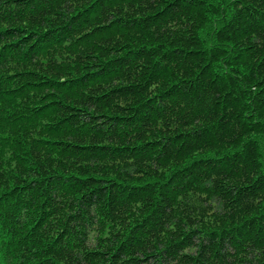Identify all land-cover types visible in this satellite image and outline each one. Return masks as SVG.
I'll use <instances>...</instances> for the list:
<instances>
[{
  "label": "trees",
  "instance_id": "obj_1",
  "mask_svg": "<svg viewBox=\"0 0 264 264\" xmlns=\"http://www.w3.org/2000/svg\"><path fill=\"white\" fill-rule=\"evenodd\" d=\"M0 264H264V0H0Z\"/></svg>",
  "mask_w": 264,
  "mask_h": 264
}]
</instances>
